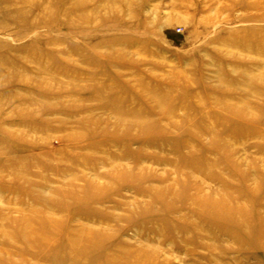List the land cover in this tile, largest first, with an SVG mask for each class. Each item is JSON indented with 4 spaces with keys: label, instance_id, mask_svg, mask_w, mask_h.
Masks as SVG:
<instances>
[{
    "label": "rangeland",
    "instance_id": "rangeland-1",
    "mask_svg": "<svg viewBox=\"0 0 264 264\" xmlns=\"http://www.w3.org/2000/svg\"><path fill=\"white\" fill-rule=\"evenodd\" d=\"M0 264H264V0H0Z\"/></svg>",
    "mask_w": 264,
    "mask_h": 264
}]
</instances>
